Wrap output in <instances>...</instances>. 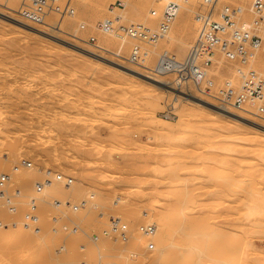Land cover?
<instances>
[{
  "label": "rangeland",
  "instance_id": "obj_1",
  "mask_svg": "<svg viewBox=\"0 0 264 264\" xmlns=\"http://www.w3.org/2000/svg\"><path fill=\"white\" fill-rule=\"evenodd\" d=\"M20 1L21 0H17V3L13 4L16 9L20 5ZM75 1L76 2H74V6H75V3L77 5V3L79 2L77 0ZM158 1L159 0H157V2L156 0L154 1L152 0H126V1L125 0H97L94 5H92L91 7L84 8V9L82 5L80 4L78 8H75L76 15L74 17L73 15L72 17L71 15L65 16L66 18L64 17V23L66 24L64 28L67 29L68 32H63L61 30L53 31V28L47 26V23L31 22L17 15L15 13L16 9L11 10V12L8 13L6 9L7 6L5 4H9L10 2L12 4L13 1L12 0H2L0 2V40H1L0 41V64L2 65V67L0 65V71H1L0 81L2 80L0 82V87H1L0 88V99H1L0 107H4L5 105L4 108H0V118H1L0 119L1 120L0 121V125H1L0 126V130H1L0 138H2L4 142L2 143V140L0 139V144H1L0 148L4 147L2 148L3 151L1 153L3 157L7 156V158H11L17 161V162L16 161L10 162L11 160L9 161L10 164L13 163L11 164L13 167L12 169L13 171H11V167L9 165L7 166V169L5 167L2 168L1 170L2 172H0V174L3 172L7 173L6 171H9V172L11 171V173H7L10 175V179H8V181L6 182L7 183L6 188H8V191L11 194H14V193L19 194L20 192L22 193L21 189H23V192L25 191V193L23 194H25L26 196L25 199L24 198L23 199L27 201H29L28 197L29 195L33 193V188L36 185V183L39 184L38 182H41L42 180H45V181L46 179L48 180L49 177L47 178V175L44 176L46 172L47 173L48 172L60 173L67 178L74 179L75 182L73 183H76V184H72L75 186L73 187L74 189H71L72 192L69 188L70 186L69 184H71V182L68 183V181H66L67 183L66 182L63 183V185L64 184L69 185L67 186L69 188V190L67 189V192L70 193V195L68 193L67 194L65 193L66 196L65 195L61 196L59 194L60 195L59 198L62 199L63 201L65 200H67L68 202L70 201L68 203L69 206L75 205V203L76 205H80L82 207V210L84 211L83 217L85 221L83 220V222L82 221L80 222L79 220H77L80 222L79 226H81L83 223H86L88 226L91 225V229L95 227L93 230L95 233L93 231L90 232L91 231L90 230L88 231L89 237H87L88 235L86 236L84 234L85 232H82L81 230H79L84 235L81 236V233H79L78 231H75L76 232V233L74 232L75 237L73 238L72 235H74V233L68 231L65 234V236L67 237V234H71L68 236L69 239L66 238L69 241L61 242L62 244L64 243L66 244L64 247L59 248L58 246L61 244L57 243L55 245V242L54 244L50 243L51 244L50 246H53V248L50 246L48 247L52 255H57V256L58 254L62 255L63 251H66V249H69V251L68 250L67 251L69 252V256H70L69 259L70 260L72 259L71 260L73 262V263L71 262L72 264H74L75 261H76L75 264H80V263L81 264L83 263L84 264L85 263L86 264H122L121 262H123V259L125 257L123 258L119 256L120 249L117 247L123 246V245L126 246V249H128V251L123 250V253L125 251H126L125 253H127V256L125 255L127 257L125 258V260L127 259V261L124 264H264V114L260 116V115H256L255 113L247 112L245 110H241V109H238L232 106H231L232 111H223L220 107L223 104H221L212 95H207L206 93L199 91L193 83H190L189 85L185 87L177 86L174 83H172V80L174 78L173 74H169L166 76L167 80H170L171 82L153 80L148 75L150 74L149 71L144 69V67H141L140 65H136L135 63L131 62L129 59L122 57L115 53L116 51H119L121 54L129 57L132 46L134 44H140L143 50H146L147 52L145 63L146 65H151V67L155 65L159 54L162 51H164V49L175 54L178 58H183L186 55L188 48L191 45L190 43L193 42L196 36V30H197L196 23L198 22L196 19V15L198 12L202 11L204 8L201 0H189L187 1V3H184V6H182L181 9L179 8L177 15L172 22V25L174 26V28L176 27L177 29L176 35H182V33L187 31L185 34V38L187 41H189V45H187V47H185L184 49L179 48V46H177L178 44H176L175 41H172L173 45L172 43L170 44V42L168 43V41L165 40L166 37H164L165 39L161 37L157 42H152L149 39H143V38L137 39V37L132 38L129 36V38H132L131 41L121 42V39L119 37L114 36L113 34L114 31H120L118 27L120 22L115 19V16L118 14L119 11L125 10V9L128 10V11L126 10L128 12L127 13L128 15L126 18H123V20L121 21V23L123 22L124 25L129 26L132 23H134L135 25L140 23L141 25H144L150 28L151 30L156 29L160 23L162 16L160 17L157 16V18H155L156 20L154 22H151L152 16H150L151 13L149 10H150V4L153 3L155 5H158ZM123 2H124V6H123ZM190 2H193V3L190 4ZM222 2L223 1H220L219 4L222 5ZM231 3L232 4L242 3V1L233 0L231 1ZM164 5L163 6L161 5L162 10H161L160 15L163 14ZM3 12L8 13L9 15H5ZM250 17H254V16L250 15ZM108 19H110V21L113 20L114 29L112 30H107L100 24V21L107 22L109 21ZM58 20H60L58 14H51L46 19V21L49 23H53V22L56 23L58 22ZM72 33L78 34L79 36L85 38L87 41L74 36ZM91 37H94L95 40L93 41ZM97 42L103 44V46H107L110 50H106L102 47L94 45V43H97ZM6 43L8 44V47H5V45H7ZM9 46L11 47V49L9 48ZM7 55L9 56L8 58L6 57ZM263 55H264V44L256 52L252 54L248 63L244 65H241L238 62L232 63L229 60H227L223 54L217 53L216 56L214 57V59L216 60L215 63L217 62V64H215V66L211 69V71L208 70L209 76L214 81V86L212 87V91L217 92L219 87H222L225 84H229V83H232V85L234 86H239L241 83V76L243 75L244 70L250 71V69H253L254 71H257L259 75H262L264 77V67H261L259 65L260 58ZM27 63H28V67H27ZM38 64L39 66H37ZM23 65L24 66L26 65V67H23ZM4 67L5 68L7 67V68L5 69ZM35 68L37 69L35 70ZM7 69L11 71L15 70L16 72L18 69V71L22 72L23 76L25 75L24 78L19 80L18 86L15 83V82L18 83V81H15V82L13 81L14 82L13 83L12 79H10L9 76H6V77L3 76L5 71H7ZM48 72L50 73V75H48L49 74ZM41 74L44 76V78L46 77L44 81L42 80L44 78L40 76ZM69 74L71 77L69 76ZM29 75H31V77ZM33 75L34 76L36 75V76L33 77ZM47 75H48V78H47ZM37 76L42 79L38 78V80H36ZM31 78L34 79V82H33V79ZM64 79L66 81L65 85H63ZM68 79L69 81L71 79V82H69ZM72 79L73 80L75 79V82ZM229 79H233L235 81L239 79V82L238 83L228 82ZM55 80H57L56 81L57 83L55 82ZM3 81L6 84V86L4 85L5 88H2ZM25 81H26V85H24ZM151 82H153L157 86L155 88V91L158 89L159 91L158 90L157 91L161 92V93H158L156 91L159 95H157V93L155 92L150 93L147 90V85L150 84ZM77 83H79V85ZM8 84L9 86H12V85L13 86L9 87ZM56 84H57V87H56ZM134 85H136L135 86L136 88L133 87ZM75 86L76 88L74 89ZM84 86H85V89H87V86H89L90 90L91 91L93 90V91L91 92L89 89H87L86 91L84 89ZM27 87L29 90H27ZM95 87L96 89L94 90ZM110 88L112 91H113V88H115L113 93L115 91L116 92L118 91L121 94L123 93L121 95L122 97L123 95L126 97V94L129 93L132 97L136 96L137 99L134 97L133 98L134 100L131 98L132 100L130 99L129 101L128 97H131V96L127 94L128 95L126 97L127 100L126 99L123 100L122 97H117L116 95V99H117L116 101L118 102H115L114 101L115 96H113L112 98L111 95H115L116 93L113 94ZM7 89H9V91ZM83 89L85 93H83ZM97 89L99 91L101 89V92L96 91ZM11 90H12V93L14 92V94L10 92ZM20 90H22V92ZM67 90H69L70 93ZM72 90H75V91H72ZM77 90H79L78 92L80 94L82 93V95L84 96H87V94L89 95V91L91 92V94L88 96V99L87 97H85L87 101L82 96V102L83 103L86 102L85 104L79 103L80 105L77 104L75 107H73L71 103L72 104L74 103V99L77 95L76 93H78ZM8 92L9 94H7ZM98 92L100 93V95ZM104 92L107 94V96L109 95L111 97L105 96ZM120 93H119V96H120ZM1 94L4 96H2ZM31 95L32 97L35 96V98H31ZM155 95L156 97L159 96L161 99L159 97L153 98L155 97ZM103 97L106 100H102L104 99ZM23 98H26V99H23ZM107 98H109V100ZM118 98L119 99L122 98L121 102H119L120 100ZM141 98L142 100L144 99L146 101L147 100L152 101L151 102L152 104L153 102L155 101L157 102V100H159L158 101L159 104L158 103L157 104L160 106H157L155 104L156 107L154 105H153V108L151 107V105L149 107V104L151 103L142 101ZM110 99L112 102L110 101ZM139 99L143 102V104L142 102H139L140 101ZM90 100L94 102V103H91L92 106L94 105V108L87 107L88 104L90 103ZM14 101H15L16 106L13 103ZM65 101H67L68 104ZM102 101H104L103 104H102ZM107 101L108 103L109 101L110 103H113V102H115V104L117 103V105L115 106L117 107V109L113 107L115 105L114 103L111 105L106 103L108 104V106H111L109 107V109L114 108L112 109V111L109 110L108 106L105 104V102ZM125 101L126 102L129 101V102L126 103ZM132 101L135 102V104H133ZM10 103H12L13 105ZM128 103L132 104L133 106L132 105L130 106V104ZM42 104L44 105L42 106ZM100 104H102L104 108L101 107ZM121 104L123 106L125 105L124 106L125 109L121 107ZM99 105L101 108L98 107ZM119 105L122 109L120 107L118 109ZM129 106L134 108V109L131 108L133 109L132 112H135V113H132L134 118H135V115H136V119H137V115L138 117L139 115L140 117L144 115L143 117H141L142 119H140L139 117L138 120L140 122H143L142 120H144L146 124H144V122L142 124H139L140 122L138 120L134 119L136 120L134 121L132 119L133 121H131V119H129V118H133L131 115V109ZM224 106L225 105H223L222 107L224 108ZM128 107L130 109V113L127 109ZM249 107H252V108L256 107V104L254 103L253 106L250 105ZM14 109L19 110V111L15 113L16 110L14 111ZM33 109H34V112H33ZM35 109H39V111ZM6 111H8L9 113ZM123 111L124 112L126 111L128 115L126 112L124 114ZM55 112L56 113L58 112V114H56ZM6 113H8L9 118L6 115ZM59 113H62V114H59ZM14 114L15 115L17 114L16 118ZM19 114H21V116L22 114H27L29 115V118L27 115H25L26 118L24 115L22 116L23 117L22 118ZM70 114L72 115L70 116ZM183 114L185 116L186 114L189 115L190 120H192V122L194 123L190 124L189 123L190 121H188L187 122L188 125L185 124L186 126L182 125V127H179V130L183 129V131L181 130L177 134L174 132L177 135V137L175 135H172L173 133L172 131L171 141L175 145L171 143V141H169V143L173 144L171 146H174L175 149L171 148L169 149L170 150L169 151L167 148L170 146L167 145L169 144L166 142L167 139L163 140L164 138L163 139L160 138L159 142L160 141L161 142L160 143L157 142L159 137L162 136L159 133L161 132L163 133L164 131V129L161 128L162 131L159 132L160 130L159 128L163 126H161V124H157L156 122L152 124L151 123L152 121L150 122L151 123V126H150L147 123V121H145V118L147 116L148 117L150 116L151 119L152 117L153 118L155 117L157 118V120L162 119L163 122L165 119V121L167 120L166 122H169V123L170 121L173 123L175 122L174 124L172 123L175 126L176 124H181L182 121H180V123L178 121H179L180 116ZM3 115L5 118L7 116V118L5 119ZM18 115L19 117H21L20 119ZM64 115H66L65 117L66 118L68 117V119H66L65 117H62ZM10 116L12 118H10ZM57 118H58V121H57ZM92 118L98 119V122L97 120H93ZM147 118L146 120L149 121V119ZM22 119H23V122H22ZM66 120H67V123H66ZM21 122L22 124H20ZM134 122H136L138 125H136V123ZM2 124H4L5 126L6 125L7 126L12 125V126L10 127L8 126L9 127L8 128ZM19 124L20 126L22 125V127H19L18 126ZM90 124H91V127H90ZM118 124H120L121 127H126V129L124 128V130L126 131L128 130V132L126 133L125 131V134L126 135L129 134V137L131 136L130 138L124 135V132H123L124 130L122 131L123 134L120 132L121 131L120 129L122 128ZM193 124H195L193 126L194 128L192 127ZM115 125L119 126L118 128L120 129H118ZM156 125H159V126H156ZM189 125H191L192 129L189 128ZM196 125H198V129L200 128L201 130L200 129L198 130L197 127L195 129ZM201 125L203 129L201 128ZM14 126L15 127L17 126V129L14 128ZM113 126H115L116 128ZM149 126L150 127L156 126V127L155 128L153 127L152 129ZM183 126H185V128ZM88 127H90V129L93 127L94 128L90 130ZM18 128L21 129L20 131L22 133L18 130ZM44 128H47V129H44ZM86 128L87 130L89 129V131L93 132L95 130L96 132L95 131H94L95 133L90 132L88 136L87 133L89 131H85ZM114 128L116 130L118 129V131L113 130L114 132L121 133V134L118 133L120 135V137L118 136V138H121L124 135V139L125 137H126V140L127 138H129L127 141L128 142L130 141L131 143L133 141L132 143L133 145L127 144V141H123V140L120 141V139H118L117 137L116 139L114 136L112 140L108 139L109 135L112 134L111 133L112 129ZM186 128L189 130L191 129V131L194 129L193 133L195 132V130H198V131L206 130L205 132L207 133V136H209L208 137L209 139H210V136H212L211 138H214L213 136H215V140L213 139L215 142H212L211 145L214 146L217 143L218 146L216 147L211 146L210 145L211 141L208 140L209 141L208 142L206 140L207 139L206 135H205L206 137L203 136L204 138H206L205 140H203L204 138L200 139L202 138V132L200 134L198 131H196L199 133L201 137L197 135L198 133L195 132L194 135H197L199 138L198 137L192 138L191 136L193 135V133L191 134L190 133L191 131H187ZM48 129L49 131L46 132V130ZM96 129H99V131ZM155 129H157L158 131ZM25 131H28V133H25ZM29 131L33 134L31 135ZM49 132H51L50 135H49ZM154 132H157V134H155ZM205 132H203V134H205ZM61 133L63 135L67 134L66 137L65 136L63 137ZM77 133L78 135H76ZM218 133L220 134V136H218ZM92 134L93 135L95 134L94 136L96 137H94ZM222 134H225V135H222ZM29 135L31 136L29 137ZM41 135L42 137L45 136L44 139L41 138ZM112 135H115V133ZM155 135H158L157 136L158 138ZM51 137H52L51 139L52 141L50 140ZM71 137H74V138L72 139ZM155 137L157 138V140L156 139L154 140ZM88 138H90V141L88 140ZM104 138L106 141H104ZM131 138L132 140H130ZM100 139H103V140H100ZM115 139L119 140L121 143L119 141L117 142ZM6 140H7V144H6ZM12 140L16 141L15 143H18L17 145L19 146H16L14 143H12L14 142ZM66 140L69 142H67ZM70 140H73L74 142L72 141L70 143ZM216 140H219V141L216 142ZM18 141L22 143L20 144ZM83 141H85V143ZM110 141L112 142L111 145H110L111 143ZM177 141L179 142V144ZM193 141H195V143H193ZM204 141L208 142L209 144L205 143ZM98 142L100 144H97ZM181 142L182 143L184 142V143L182 144ZM68 143L73 146L71 147L70 145H67ZM190 143H191V146L189 147L186 146V148L184 147L185 145H190ZM192 143L195 145L192 146ZM2 144H6L7 146L6 145L2 146ZM11 144H13L12 146H14L13 154H9L8 152L9 151L8 148L12 149L11 147H9V145L11 146ZM137 144L139 145L141 144L140 146L138 145L137 147V148L141 147L140 148L141 150L135 148ZM157 144L163 148L159 149L161 147H159ZM219 144H221V146L224 145L225 147H227L228 145V148H231V146H233V148H231V151H230V153L232 154L229 155L228 154L229 152L226 151V149L228 148L226 149L220 148ZM35 145L39 146V147L36 146L38 149L36 148L34 149ZM100 145H102L103 147ZM106 145L109 146V148ZM97 146L100 151L98 150ZM165 146L167 148L163 150ZM181 146L185 149L182 150L183 148ZM241 146L244 148L243 150L241 149ZM195 148H197L198 150L197 149L195 150ZM18 149H19V153L17 152ZM86 149L88 152L86 151L85 153L84 150ZM89 149H91L90 152L91 153L93 152V154L90 155ZM128 149L130 152L128 151ZM176 149L180 150L181 152L177 151ZM222 149H224L227 153L221 154V152L224 153V151H221ZM24 150L26 151L24 152ZM45 150L47 153L45 152ZM54 150L56 154L54 153ZM147 150H149V152ZM171 150L173 151L175 150V151L173 152ZM191 150H192V153H191ZM229 150L230 149H228V151ZM159 151H161L163 154ZM186 151L190 153H186ZM96 152H97V156L96 154H94ZM157 153L159 154L157 155ZM33 154L36 156L35 158L37 160L36 159L34 160ZM46 154L48 155V157L45 156ZM160 154H162V156H159ZM129 155L131 157H129ZM148 155H150L151 157ZM19 156L21 158H19ZM95 156L97 158H95ZM163 156H165V158ZM110 157L112 158L113 161L110 159ZM137 157H140V158L142 157L139 162H136ZM152 157H154L155 159H153ZM53 158L55 159L53 160ZM103 158L104 159L106 158V161ZM160 158H162L163 160ZM61 159L63 160V162H61ZM107 159H109V161H107ZM132 159L134 162L132 161ZM149 159L150 160L152 159V160L150 161ZM156 159H158L159 161H156ZM58 160L61 162L60 164ZM78 160H80L79 163H78ZM100 160H101V163L104 162L102 163L103 165L100 163ZM145 160L147 164H145L146 163ZM55 161L58 162L59 165L57 166L59 168L56 165H54L56 163ZM75 161H77V163ZM81 161H82V164L80 163ZM95 161L96 162L99 161L98 162L99 165ZM110 161L113 163V166L110 163ZM129 161L130 162L132 161V162L130 163ZM30 162L33 167L29 165ZM52 162H55V163H52ZM106 162H109L110 165L106 166ZM126 162H128L127 165H126ZM157 162H158L159 167L161 164V169L158 168L159 171L158 169H156V167L158 166V165L156 166ZM75 163L77 165H75ZM47 164L49 165V167ZM79 164H81L82 166L80 165L79 167ZM122 164L125 165V168H123ZM14 165L18 167L17 172L14 169L15 168ZM71 165L72 166L75 165L73 166L75 169ZM119 165H121L122 167L121 166L119 167ZM143 165L145 166V168L142 167L143 169H141L140 167ZM152 165L156 167L154 168L152 167ZM36 166H38V168ZM40 166L41 168H39ZM127 166H130V167L128 168ZM109 167H110V170H109ZM150 167L153 170H151ZM68 168L70 169L69 171H67ZM79 168H80V171H79ZM86 168L87 170H83ZM76 169H78V171ZM144 169H146L147 171H145ZM44 170H48V171H44ZM130 170L133 172H131ZM42 171H43L42 175L38 174V176L34 177L33 180L32 178H30L32 174L34 176L35 174L42 172ZM12 172L14 175L12 174ZM29 172L31 173V175ZM17 173L18 175H16ZM21 173L24 176V178L22 175H19ZM28 174L30 175L29 177H28ZM72 175L74 176L72 177ZM19 176H22L23 178L21 179L23 180L22 181L23 185L21 183L14 181L16 180L15 177L18 179ZM41 177H45V178L41 179L40 181ZM102 177L104 181H102L103 179L101 180ZM123 179H124V182H123ZM57 180L58 181L63 180V177L58 176V178L55 179V181ZM19 184H21V186ZM50 184H51L50 186H54L53 182ZM128 184H130V186ZM65 189L66 188L64 187V189H62L61 191H64ZM236 194L237 195L239 194L238 195L239 197H236L235 196ZM232 195H234L235 197H233ZM63 196H65L64 198L66 197L67 198L64 199L62 198ZM18 198H20V196L19 197L15 196L14 199H18ZM75 198L77 199L76 201H75ZM50 199L53 201L55 200L54 198L53 199L50 198ZM60 203H58V205ZM0 205L3 208V209L0 208L1 209L0 210L1 211L0 212V220H1L0 230H1V227H3L4 229L5 226L6 227L10 225L13 226V224H10L11 222L9 221H11V218L14 215H12L11 217V212H9L4 198H0ZM28 206L30 207L29 203L24 204V202L22 201L21 203H19V209H18L19 212L18 211L17 212L20 213L21 208L22 209L24 207L27 208ZM60 206L62 207V204ZM67 209H70V208H67ZM54 210H56L54 209V207L50 209V211L53 214L55 212ZM39 211H40V207L38 204L37 213ZM17 212L12 213V214H17ZM134 212L136 213L134 214ZM52 213H51L52 226H54L55 224L54 220H56L54 218L56 217H53ZM7 215L9 216L7 217ZM73 215L74 214H70L67 219L66 218L64 219L65 225L68 224L70 219L75 217ZM4 218H9L8 223H6L7 219L5 220ZM13 218H16V215ZM112 218H117V219L114 220ZM17 219H18V215H17ZM118 220H119V224H120V221L121 223L125 221L126 222L129 221L131 223H134L135 226L134 228L130 229L127 233L125 234L123 233L122 236L119 235L118 232H114V229H112V235L109 236L106 234L108 236L106 237L105 229L107 230L109 224L114 223ZM14 221H12L14 225L19 226L18 223ZM150 221L154 222L155 224L154 228L163 232L164 235L163 236L159 235V237L157 236L156 238H152V239L151 238L143 239V245L141 246V248L133 252L134 249L132 248L131 245H132L133 240L139 234V229L137 228L141 229L142 227L145 226V224H148ZM87 225L86 227H88ZM66 226H69V225H66ZM98 231H100V233ZM8 232L9 231H7V233H4L6 237L3 236V234H1L3 237L2 238L0 235V237L2 238L0 239V242L3 241L2 248L0 245V250L2 251L0 252V257L2 255V257H4L3 258L4 262H9L8 264H11L13 262L14 264H17V262H19L18 264H28L29 261L28 262L26 261L31 259L32 255L34 254L36 255V253H34V251L30 252V249H28L29 252L24 250L25 252L23 255L24 257H23L21 253H18V251H21L22 249H25V248L22 246L21 248L20 247L18 248V246L20 245H16L17 247L16 246L11 247V249L7 248V246L5 245L6 247L4 248L3 244L5 242V238H7L10 235L9 233L11 231L9 233ZM101 232L103 234H101ZM97 233H99L100 235ZM94 234H96V236H94ZM85 236H86V239H85ZM76 237L78 241H76L75 239ZM92 237L93 239L89 240ZM78 238H81V239L83 238L84 240L80 241ZM120 238H123L126 241ZM73 239L76 241L75 243L79 245L81 242L83 243L81 244V248L79 247L75 251L72 249V247L73 248L76 247L74 246L76 244L73 242ZM85 241H86L85 243L86 246L84 244ZM20 244H23V243H20ZM188 244H189V248L186 247L185 249V246H188ZM88 245H90L91 249H94L91 246L95 247V249L90 250L88 248L89 247ZM182 245H185V246H182ZM96 246L97 247L99 246V248H96ZM3 249L7 251H4ZM48 249H45L44 252H46ZM8 250H10V252L12 251L13 255L12 253L9 254ZM49 250L47 252H49ZM57 250L59 251L57 252ZM117 250H119V252ZM173 250H178V252L176 251L178 254H176V252H174ZM53 251L55 252L53 253ZM72 251L74 252L70 254V252ZM14 253L15 254L18 253L16 255L17 257L14 255ZM22 253H23V250H22ZM26 253H29V254H26ZM35 255L33 256L32 259L39 257L41 255V252H40V255L38 254L39 256L37 255L35 257ZM12 256L16 257L15 258L16 261L13 260L14 257L12 258ZM187 256H189L190 258ZM83 257L85 258V260ZM3 259L1 260L0 258V261H3ZM21 259L24 260V262L20 261ZM60 259L62 260V258ZM46 260L45 261L47 264H52V263L54 264V262L51 261L50 258ZM56 262L57 261L55 260V264ZM62 263L63 262H61V264ZM38 264H41V263H38Z\"/></svg>",
  "mask_w": 264,
  "mask_h": 264
},
{
  "label": "bare ground",
  "instance_id": "obj_2",
  "mask_svg": "<svg viewBox=\"0 0 264 264\" xmlns=\"http://www.w3.org/2000/svg\"><path fill=\"white\" fill-rule=\"evenodd\" d=\"M2 0H0V2H1ZM13 1V3L11 4V2L9 3V4H5L7 7H6V9H7V11H8V13L9 12H11V10H15L16 8L14 7V5L13 4H15V3H17V0H12ZM77 1H79L78 3H77V5H76V3H75V8H78V6H80V4L82 5V7H83V9L84 8H87V7H91L92 5H94L95 3H96V1L97 0H77ZM126 1V0H125ZM152 1H154V0H152ZM171 0H159L158 1V5H155V4H150V16H152L151 18V22H154L156 19L155 18H157V16L158 17H160V16H162V15H160L161 14V5L163 6L164 4H166V3H168V2H170ZM178 2H179V4H180V9L182 8V6H184V3H187V1H189V0H177ZM220 1H223L222 2V4H226V3H231V1H233V0H219V2ZM242 1V6L245 8V9H247L248 7H249V5H250V3H251V0H241ZM76 2V1H75ZM156 2H157V0H156ZM126 3H128V2H126ZM191 3H193V2H190V4ZM123 6H124V2H123ZM127 9H125V10H121V11H119L118 12V14L115 16V19L117 20V21H119L120 22V24H119V29H120V31H114L113 32V34H114V36H116V37H119L120 39H121V42H123V41H131V39L134 37V36H131V35H128L127 34V32H126V25H124L123 24V22L121 23V21L123 20V18H126L127 17V11H126ZM5 15H9L8 13H6V12H3ZM76 15V13H74L73 14V17ZM71 17H72V15H71ZM66 18V17H65ZM109 21H110V19H108ZM158 20V19H157ZM112 22H113V20H111ZM46 23H47V26H49V22H47L46 21ZM54 23V22H53ZM57 24H56V27L57 28H54L53 29V31H63V32H68L67 31V29H65L64 27L66 26V24L64 23V18H61L60 20H58V22H56ZM103 23H105L104 21H100V24L102 25ZM132 24H134V23H132ZM131 24V25H132ZM197 24L198 23H196V26H197ZM135 25V24H134ZM137 25H141L140 23H138ZM52 28V27H51ZM176 27L174 28V26L171 24V26H170V28L168 29V31H166V33H165V35L163 36V38L164 37H166V39L165 40H167L168 41V43L170 42V44L172 43V41H175V43L176 44H178L177 46H179V48H181V49H184L185 47H187V45H189V41H187L186 40V38H185V34H186V32H184V33H182V35H176ZM71 33V32H70ZM74 36H76V37H78V38H81L82 40H85V41H87L85 38H83V37H81V36H79L78 34H76V33H72ZM195 35V34H194ZM129 36L130 37H132V38H129ZM138 39V38H137ZM4 40V39H3ZM8 40V39H7ZM1 41V40H0ZM11 41H12V39H11ZM177 41V42H176ZM3 42V41H2ZM9 42V41H8ZM174 43V44H175ZM7 44V43H6ZM11 44V43H10ZM190 44H192V43H190ZM264 44V43H263ZM13 45V44H12ZM15 45V44H14ZM94 45H96V46H99V47H102V48H104V49H106V50H110L107 46H103V44H101V43H99V42H97V43H94ZM172 45H173V43H172ZM5 47H8V44L7 45H5ZM9 48L11 49V47L9 46ZM15 48V47H14ZM168 48V47H167ZM164 50H166V49H164ZM7 52V51H6ZM34 53V52H33ZM116 54H118V55H120V56H122V57H125V58H129V57H127L126 55H123V54H121L119 51H116L115 52ZM8 54V53H7ZM28 55V54H27ZM29 56H31V55H29ZM215 56V55H214ZM7 58L9 57L8 55L6 56ZM5 57V58H6ZM26 58V57H25ZM16 59V58H15ZM27 60V59H26ZM2 61V60H1ZM9 61V60H8ZM38 61V60H37ZM215 59H214V62L210 65V67H209V71H211V69L215 66V64H217V62L215 63ZM254 61H255V59H254ZM19 62H20V60H19ZM24 62V61H23ZM253 63V62H252ZM37 64V63H36ZM1 65V64H0ZM144 65H146V63L144 64ZM259 65L261 66V67H264V55L260 58V62H259ZM12 66V65H11ZM37 66H39V64L37 65ZM40 66H41V64H40ZM146 66H148V67H151V65H146ZM1 67H2V65H1ZM10 67V66H9ZM23 67H26V65L24 66L23 65ZM27 67H28V63H27ZM35 67H36V65H35ZM43 67V66H42ZM41 67V68H42ZM5 68V67H4ZM7 68V67H6ZM5 68V69H6ZM4 69V70H5ZM9 69V68H8ZM7 69V71H5V73L3 74V76H9L10 77V79H12V82L14 81H18V83L17 82H15L16 84H17V86H18V84H19V80H21L22 78H24V76H23V74H22V72H20V71H18V69H17V72L15 71V70H13V71H11V70H8ZM37 68H35V70H36ZM3 70V71H4ZM31 71H33V70H31ZM47 71V70H46ZM144 71H146V70H144ZM250 71H254L253 69H250ZM1 72V71H0ZM35 72V71H34ZM39 72V71H38ZM36 73H37V71H36ZM47 73V72H46ZM49 73V72H48ZM61 74V73H60ZM71 74V73H70ZM70 74H69V76H70ZM39 75V74H38ZM48 75H50V73L48 74ZM48 75H47V78H48ZM153 80H159V81H170V80H167V78H166V76L167 75H169V74H164V75H151V74H148ZM30 77H31V75H29ZM36 76V75H35ZM34 75H33V77H35ZM42 78H44V76L41 74L40 75ZM60 76V75H59ZM62 77V76H61ZM71 77V76H70ZM4 78V77H3ZM2 78V79H3ZM38 78L39 79H42V78H40V77H38L37 76V78H36V80H38ZM49 78H50V76H49ZM64 78H65V76H64ZM9 79V78H8ZM31 79H33V78H31ZM46 79V77L44 78V79H42L43 81ZM29 80V79H28ZM27 80V81H28ZM41 80V81H42ZM58 80H60V79H58ZM63 80V79H62ZM73 80V79H72ZM2 81V80H1ZM0 81V82H1ZM5 81H6V79H5ZM23 81H24V79H23ZM50 81V80H49ZM54 81V80H53ZM57 80H55V82H56ZM68 81H69V79H68ZM74 82H75V79L73 80ZM77 81V80H76ZM4 82V81H3ZM2 82V85H3V87L2 88H5L4 87V85L6 86V84H5V82L3 83ZM9 82H11V81H9ZM13 82V83H14ZM33 82H34V79H33ZM65 79H64V83H63V85H65ZM69 82H71V79H70V81ZM171 82V81H170ZM228 82H239V79L237 80V81H235V80H233V79H229L228 80ZM29 83H31V82H29ZM47 83V82H46ZM53 83V82H52ZM57 83V82H56ZM9 84H11V83H9ZM9 84H8V86H9ZM15 84V85H16ZM21 84V83H20ZM38 84V83H37ZM43 84V83H42ZM41 84V85H42ZM49 84V83H48ZM47 84V85H48ZM55 84V83H54ZM74 84H76V83H74ZM78 85H79V83H77ZM24 85H26V81H25V84ZM29 85V84H28ZM35 85V84H34ZM62 85V86H63ZM81 85V84H80ZM86 85V84H85ZM13 86V85H12ZM12 86H9V87H12ZM32 86V85H31ZM43 86V85H42ZM67 86H68V84H67ZM95 86V85H94ZM93 86V87H94ZM136 85H134L133 87L134 88H136L135 87ZM22 87H24V86H22ZM50 87V86H49ZM55 87V86H54ZM56 87H57V84H56ZM55 87V88H56ZM60 87V86H59ZM100 87V86H99ZM99 87H97V88H99ZM157 86L153 83V82H151L150 84H148L147 85V90L150 92V93H157L156 91H155V88H156ZM175 87V86H174ZM1 88V87H0ZM14 88V87H13ZM18 88V87H17ZM44 88V87H43ZM48 88V87H47ZM54 88V89H55ZM65 88V87H64ZM76 88V86L74 87V89ZM83 88V87H82ZM116 88V87H115ZM115 88H113V91H114V89ZM34 89V88H33ZM42 89V88H41ZM61 89V88H60ZM67 89V88H66ZM84 89H85V86H84ZM84 89H83V93H85L84 92ZM87 89H89L90 90V87L89 86H87ZM87 89H85L86 91H87ZM91 89H93V88H91ZM96 89V87L94 88V90ZM117 89V88H116ZM132 89V88H131ZM8 91H9V89H7ZM13 90V89H12ZM12 90L10 91L11 93H12ZM27 90H29L28 89V87H27ZM27 90H26V92H27ZM31 90V89H30ZM45 90V89H44ZM69 90H70V88H69ZM69 90H67V91H69ZM110 90H111V88H110ZM118 90V89H117ZM120 90V89H119ZM133 90V89H132ZM5 91V90H4ZM15 91V90H14ZM19 91V90H18ZM21 92H22V90H20ZM66 91V92H67ZM72 91H75V90H72ZM71 91V92H72ZM79 90H77V92H78ZM91 91V90H90ZM89 91V95L91 94V92L93 91H91L90 92ZM96 91H99L98 89L96 90ZM95 91V92H96ZM102 91H103V89H102ZM106 91V90H105ZM112 91V90H111ZM113 91H112V93H113ZM161 91V90H160ZM2 92V91H1ZM36 92V91H35ZM38 92H39V90H38ZM45 92V91H44ZM43 92V93H44ZM99 92H101V89H100V91ZM98 92V93H99ZM107 92V91H106ZM118 92V91H117ZM117 92L115 91L113 94H115V95H111L112 96V98H113V96H115L114 98H115V102H118V101H116L117 99H116V95H117V97H122L121 95L123 94H121L120 92H118V94H117ZM124 92H125V90H124ZM3 93H5V92H3ZM18 93V92H17ZM50 93V92H49ZM48 93V94H49ZM69 93H70V91H69ZM88 93V92H87ZM97 93V92H96ZM119 93H120V96H119ZM158 93H161V92H158ZM157 93V95H159ZM206 93H211V95L212 96H214L215 95V93H213V92H206ZM7 94H9V92L7 93ZM12 94H14V92L12 93ZM11 94V95H12ZM36 94V93H35ZM77 95H76V97H75V99H74V103L72 104L71 103V105L73 106V107H75L77 104H79V103H83L82 102V96L85 98V97H87V99H88V94H87V96H84V95H82V93L80 94L79 92L78 93H76ZM101 94H103V93H101ZM124 94H126V93H124ZM128 95H130L129 93H127ZM126 94V97L128 96ZM2 95V94H1ZM27 95V94H26ZM33 95V94H32ZM32 95H31V98H35V96L34 97H32ZM39 95V94H38ZM67 95V94H66ZM69 95V94H68ZM72 95V94H71ZM99 95H100V93H99ZM104 95L105 96H107V94L104 92ZM163 95V94H162ZM2 96H4V95H2ZM10 96V95H9ZM18 96V95H17ZM28 96V95H27ZM46 96V95H45ZM93 96V95H92ZM104 96V97H105ZM109 96V95H108ZM107 96V97H108ZM111 96H109V97H111ZM131 96V95H130ZM134 96V95H133ZM7 97H8V95H7ZM19 97V96H18ZM37 97V96H36ZM70 97V96H69ZM73 97V96H72ZM103 97V98H104ZM125 96L123 95V100H127V98L125 97ZM136 99H137V97L136 96H134ZM134 97H128V99H129V101H130V99L132 98H134ZM159 97V96H158ZM158 97H156V95H155V97H153V98H158ZM3 98V97H2ZM4 98H6V97H4ZM83 98V99H84ZM122 98L121 99H119L120 101L119 102H121V100H122ZM151 98V97H150ZM160 98V97H159ZM17 99V98H16ZM20 99V98H19ZM23 99H26V98H23ZM29 99V98H28ZM39 99V98H38ZM87 99L85 98V100L87 101ZM108 100H109V98H107ZM131 99V100H132ZM135 99V100H136ZM161 99V98H160ZM1 100V99H0ZM8 100V99H7ZM13 100V99H12ZM18 100V99H17ZM17 100H16V102H17ZM58 100V99H57ZM68 100V99H67ZM85 100H83V101H85ZM102 100H106L105 98L104 99H102ZM134 100V99H133ZM140 100V99H139ZM141 100H142V98H141ZM139 101V102H142V101H145V102H152V101H146V100H142V101ZM151 100V99H150ZM10 101V100H9ZM19 101H21V100H19ZM31 101V100H30ZM69 101V100H68ZM110 101H111V99H110ZM110 101H109V103H108V101L107 102H105V104L106 103H108V104H115V102H113V103H110ZM129 101H127V102H129ZM158 101L159 100H157V102L155 101V102H153V104L151 103V104H149V107H150V105H151V107L153 108V105L156 107V105L157 106H160V105H158L159 103H158ZM8 102V101H7ZM6 102V103H7ZM48 102V101H47ZM65 102H67V101H65ZM112 102V101H111ZM123 102V101H122ZM126 102V101H125ZM125 102H124V104H125ZM126 102V103H127ZM133 102V101H132ZM136 102H138V101H136ZM5 103V102H4ZM3 103V104H4ZM14 104H15V101L13 102ZM35 103V102H34ZM43 103V102H42ZM58 103V102H57ZM56 103V104H57ZM86 102H84L83 104H85ZM91 103H94V102H92L91 100H90V103L88 104V106L87 107H90V108H94V105L92 106V104ZM104 103V101H102V104ZM158 103V104H157ZM255 103V102H254ZM254 103H253V105H254ZM10 104H12V103H10ZM45 104V103H44ZM44 104H42V106L44 105ZM67 104H68V102H67ZM102 104H100L101 105V107H103L102 106ZM108 104H106L107 106H108ZM119 104V103H118ZM123 104V103H122ZM121 104V107L123 108V109H125V105L123 106ZM128 104H130V103H128ZM133 104H135V102H133ZM142 104H143V102H142ZM141 104V105H142ZM156 104V105H155ZM256 104V103H255ZM13 105V104H12ZM37 105H39V104H37ZM37 105H35V106H37ZM58 105V104H57ZM80 105V104H79ZM100 105L98 106V107H100ZM106 105H104V106H106ZM117 105V103L113 106V107H115ZM132 104H130V106H131ZM138 105V104H137ZM144 105H145V103H144ZM252 105V106H253ZM7 106H8V104H7ZM15 106H16V104H15ZM19 106V105H18ZM24 106V105H23ZM28 106V105H27ZM56 106V105H55ZM129 106V107H130ZM133 106V105H132ZM223 105H221L220 107H221V109L223 110V111H232L231 110V106L230 105H228V106H224V108L222 107ZM4 107H5V105H4ZM4 107H0V108H4ZM49 107V106H48ZM72 107V108H73ZM81 107V106H80ZM86 107V108H87ZM100 107V108H101ZM109 107H111V106H108V109H109ZM119 107H120V105L118 106V109H119ZM120 107V108H121ZM126 107H127V105H126ZM129 107L127 108L128 109V111H129V113H130V109L131 108H133V107H130V109H129ZM137 107V106H136ZM140 107V106H139ZM147 107V106H146ZM7 108V107H6ZM20 108V107H19ZM31 108V107H30ZM37 108V107H36ZM60 108H61V106H60ZM69 108V107H68ZM71 108V109H72ZM104 108V107H103ZM116 109H117V107H115ZM121 108V109H122ZM143 108V107H142ZM161 108H162V106H161ZM160 108V109H161ZM18 109V108H17ZM24 109V108H23ZM25 109H26V107H25ZM29 109V108H28ZM75 109V108H74ZM80 109V108H79ZM78 109V110H79ZM96 109V108H95ZM106 109H107V107H106ZM112 109H114V108H112ZM112 109H109V110H111L112 111ZM115 109V110H116ZM134 109V108H133ZM133 109H131V115H132V113H135V112H132L133 111ZM137 109V108H136ZM145 109V108H144ZM256 109V107H248V108H246V110L245 111H247V112H253L254 113V110ZM16 109H14V111H15ZM35 110H38L39 111V109H35ZM60 110V109H59ZM88 110H90V109H88ZM93 110V109H92ZM99 110V109H98ZM105 110V109H104ZM139 110V109H138ZM5 111V110H4ZM17 111H19V110H16L15 111V113H17ZM56 111V110H55ZM67 111V110H66ZM69 111V110H68ZM72 111V110H71ZM101 111H102V109H101ZM110 111V112H111ZM117 111V110H116ZM136 111V110H135ZM140 111V110H139ZM6 112H8V111H6ZM21 112V111H20ZM19 112V113H20ZM33 112H34V109H33ZM47 112H49V111H47ZM46 112V113H47ZM52 112H53V110H52ZM63 112H65V111H63ZM70 112V111H69ZM124 112V111H123ZM126 112V111H125ZM125 112H124V114H125ZM3 113V112H2ZM9 113V112H8ZM8 113H6V115L8 116ZM13 113V112H12ZM11 113V114H12ZM36 113V112H35ZM45 113V112H44ZM56 113V112H55ZM67 113V112H66ZM72 113H74V112H72ZM103 113V112H102ZM114 113V112H113ZM127 113V112H126ZM139 113V112H138ZM144 113V112H143ZM10 114V115H11ZM37 114V113H36ZM35 114V115H36ZM56 114H58V112L56 113ZM59 114H62V113H59ZM117 114V113H116ZM123 114V115H124ZM145 114V113H144ZM15 115V114H14ZM20 116H21V114H19ZM19 115H18V117H19ZM25 116V115H27V114H22V116ZM38 115V114H37ZM45 115V114H44ZM72 114H70V116H71ZM78 115V114H77ZM77 115H75V116H77ZM97 115H99V114H97ZM105 115H107V114H105ZM112 115V114H111ZM120 115V114H119ZM127 115H128V113H127ZM135 115V114H134ZM7 116H6V118H7ZM21 116V117H22ZM28 116V118H29V115H27ZM56 116V115H55ZM61 116V115H60ZM66 115H64V116H62V117H65ZM69 116V117H70ZM113 116V115H112ZM115 116V115H114ZM125 116V115H124ZM124 116H123V118H124ZM144 116V115H143ZM143 116H141V117H143ZM180 116V115H179ZM182 116H184V117H182ZM2 117V116H1ZM3 117H4V115H3ZM17 117V114L15 115V118ZM21 117H19V119L21 118ZM38 117H40V116H38ZM44 117V116H43ZM57 117V116H56ZM98 117V116H97ZM117 117H119V116H117ZM117 117H116V119H117ZM131 117V116H130ZM132 117H133V115H132ZM139 117H140V115H139ZM138 115H137V119H136V115H135V118L133 117V118H129V119H131V121H133L134 119H136V120H138ZM140 117V119H142ZM148 117V116H147ZM146 117V118H147ZM5 118V117H4ZM5 118V119H6ZM8 118H9V116H8ZM10 118H12L11 116H10ZM23 118V117H22ZM25 118H26V116H25ZM61 118V117H60ZM66 118V117H65ZM64 118V119H65ZM94 118V117H93ZM92 118V119H93ZM126 118V117H125ZM145 118V117H144ZM143 118V119H144ZM146 118H145V121H147V123L151 126V123L153 124V123H157V124H161V126H163V127H165V128H163V127H157V128H159L160 130H159V132L160 131H162V129H164V131H163V133L161 132V133H159V134H161L162 136L161 137H159V139H158V141L157 142H159V140H160V138L161 139H163V140H165V139H167V143H169V141H171V139H172V136H171V133H172V131H173V133L175 132L176 134L178 133V132H180L181 130L183 131V129H181V130H179V127H182V125H185V124H187L188 125V121H190L189 123L190 124H192V123H194V122H192V120H190V116L189 115H187L186 114V116L183 114V115H181L180 116V118H179V123H180V121H182L181 122V124H176L175 126L173 125L174 123L173 122H171L170 121V123L169 122H166L165 121V119H164V122L162 121V119L159 121V120H157V118H153L152 117V119H151V117L149 116L147 119H149V121L148 120H146ZM1 119V118H0ZM18 119V118H17ZM54 119V118H53ZM53 119H51V120H53ZM66 119H68V117L66 118ZM70 119V118H69ZM74 119V118H73ZM91 119V120H92ZM103 119V118H102ZM129 119H128V121H129ZM133 119V120H132ZM9 120V119H8ZM13 120V119H12ZM46 120V119H45ZM50 120V119H49ZM60 120V119H59ZM93 120H97V122H98V119H93ZM124 120V119H123ZM136 120H134V121H136ZM178 120V119H177ZM1 121V120H0ZM4 121V120H3ZM21 121V120H20ZM19 121V122H20ZM41 121V120H40ZM57 121H58V118H57ZM90 121V120H89ZM99 121H101V120H99ZM125 121H127V120H125ZM139 121V120H138ZM137 121V122H138ZM143 122H144V120H142ZM152 121V122H151ZM22 122H23V119H22ZM22 122L20 123V124H22ZM46 122V121H45ZM44 122V123H45ZM48 122V121H47ZM93 122V121H92ZM91 122V123H92ZM96 122V121H95ZM140 122V121H139ZM143 122H140L139 124H142ZM151 122V123H150ZM177 122V121H176ZM1 123H3V122H1ZM11 123V122H10ZM13 123V122H12ZM33 123V122H32ZM31 123V124H32ZM41 123V122H40ZM43 123V122H42ZM66 123H67V120H66ZM76 123V122H75ZM90 123V122H89ZM131 123V122H130ZM134 123H136V122H134ZM173 123V124H172ZM183 123V124H182ZM4 124H5V122H4ZM4 124H2V125H4ZM9 124V123H8ZM20 124L18 125L19 127H22V125L20 126ZM25 124V123H24ZM28 124V123H27ZM48 124V123H47ZM52 124V123H51ZM54 124V123H53ZM123 124V123H122ZM128 124V123H127ZM132 124V123H131ZM144 124H146V122H144ZM148 124H147V126H148ZM50 125V124H49ZM86 125V124H85ZM96 125V124H95ZM99 125V124H98ZM111 125V124H110ZM114 125V124H113ZM120 127H121V125L120 124H118ZM126 125V124H125ZM130 125V124H129ZM136 125H138L137 123H136ZM195 124H193L192 125V127L194 126ZM1 126V125H0ZM5 126V125H4ZM9 127L10 126H12V125H8ZM7 125L5 126V127H8ZM47 126V125H46ZM52 126V125H51ZM80 126V125H79ZM92 126H93V124H92ZM117 128L119 127V126H117V125H115ZM115 126H113V127H115ZM123 126V125H122ZM127 126V125H126ZM142 126V125H141ZM145 126V125H144ZM149 126V127H150ZM156 126H159V125H156ZM155 126V127H156ZM174 126V127H173ZM178 126V127H177ZM186 126V125H185ZM185 126H183L184 128H185ZM4 127V128H5ZM8 127V128H9ZM26 127V126H25ZM41 127V126H40ZM55 127V126H54ZM65 127V126H64ZM90 127H91V124H90ZM90 127H88L89 129H90ZM97 127V126H96ZM115 127V128H116ZM153 127L154 126H152V127H150V128H152L153 129ZM154 127V128H155ZM196 127H197V129H198V125H196L195 126V129H196ZM8 128H7V130H8ZM14 128H16L17 129V126L15 127L14 126ZM33 128V127H32ZM39 128V127H38ZM57 128H58V126H57ZM94 128V127H93ZM93 128H91V129H93ZM112 129V131H111V133L112 134H114L115 133V135H117L119 132H114V131H118V129H120V128H118L117 130L116 129ZM122 129H120L121 131V133H122V131L124 130V128L126 129V127H121ZM162 128V129H161ZM174 128H175V130H174ZM176 128H178V129H176ZM188 128V127H187ZM186 128V130L187 131H191V125H189V128H191L190 130L189 129H187ZM194 128V127H193ZM201 128H202V125H201ZM35 129H36V127H35ZM40 129H42V128H40ZM44 129H47V128H44ZM50 129V128H49ZM49 129L48 130H46V132H48L49 131ZM52 129V128H51ZM85 129V128H84ZM89 129L87 130V128H86V130L85 131H89ZM90 129V130H91ZM200 129V128H199ZM198 129V130H199ZM203 129V128H202ZM18 130L20 131L21 129H19L18 128ZM23 130V129H22ZM96 130H98L99 131V129H96ZM114 130V131H113ZM155 130H157V129H155ZM198 130H195V132L196 131H198ZM201 130V129H200ZM205 130V129H204ZM1 131V130H0ZM10 131H11V129H10ZM32 131V130H31ZM35 131V130H34ZM52 131V130H51ZM58 131V130H57ZM95 131V130H94ZM92 132V131H89L88 133H87V135L89 136V134H90V132H92V133H95V132ZM125 131L126 130H124L123 132H124V135H126L125 134ZM158 131V130H157ZM184 131H185V129H184ZM193 131H194V129L190 132L191 134L193 133ZM206 131V130H205ZM205 131H198L200 134H201V132H202V138H200V139H203L204 137H206L207 136V133L205 132ZM13 132V131H12ZM21 132V131H20ZM36 132H38V131H36ZM128 132V130L126 131V133ZM194 132V133H195ZM198 132H196V133H198ZM203 132H205V134H203ZM209 132V131H208ZM10 133V132H9ZM15 133V132H14ZM14 133H13V135H14ZM18 133V132H17ZM22 133V132H21ZM25 133H28V131H25ZM29 133L32 135L33 133H31L30 131H29ZM45 133V132H44ZM43 133V134H44ZM50 133L51 132H49V135H50ZM97 133H99V132H97ZM110 133V132H109ZM108 133V134H109ZM121 133H119V134H121ZM155 134H157V132H154ZM172 133V135H175L176 137H177V135L174 133L173 134ZM194 133H193V135L191 136L192 138H196V137H198L197 135H199V133L197 134V135H194ZM210 133V132H209ZM208 133V134H209ZM2 134V133H1ZM47 134V133H46ZM54 134H55V132H54ZM57 134V133H56ZM59 134V133H58ZM62 134V133H61ZM66 134V133H65ZM109 135V137H108V139H111L112 140V138H118V136L120 137V135L118 134L117 136H115V135ZM123 134V133H122ZM7 135V134H6ZM10 135V134H9ZM12 135V136H13ZM16 135V134H15ZM21 135V134H20ZM31 135H29V137L31 136ZM48 135V136H49ZM63 135V134H62ZM67 135V134H66ZM66 135H63V137L65 136L66 137ZM75 135V134H74ZM74 135H72V136H74ZM76 135H78V133L76 134ZM86 135V134H85ZM93 135V134H92ZM95 135V134H94ZM93 135V136H94ZM97 135H99V134H97ZM124 135L121 137V138H118V139H120V141H127L130 137H129V134H127L126 136L127 137H129V138H127V140H126V137H125V139H124ZM206 135V136H205ZM210 135V134H209ZM213 135V134H212ZM222 135H225V134H222ZM23 136V135H22ZM28 136V135H27ZM40 136V135H39ZM58 136V135H57ZM56 136V137H57ZM68 136H69V134H68ZM110 136H111V138H110ZM114 136V137H113ZM156 137L158 136V135H155ZM200 136V135H199ZM204 136V137H203ZM218 136H220V134L218 133ZM10 137V136H9ZM14 137H16V136H14ZM26 137V136H25ZM36 137V136H35ZM45 137V136H44ZM44 137H42V135H41V138H43L44 139ZM54 137V136H53ZM55 137V138H56ZM59 137V136H58ZM84 137V136H83ZM94 137H96V136H94ZM154 138V140L156 139L157 140V138ZM175 137V138H176ZM201 137V136H200ZM209 136H207L206 138H204L203 140H209V141H211V143H210V145L212 144V142H215L214 140H215V136H213L214 138H211L212 136H210V139L208 138ZM216 137H217V135H216ZM17 138H18V136H17ZM48 138V137H47ZM69 138V137H68ZM72 139L74 138V137H71ZM80 138H82V137H80ZM85 138V137H84ZM116 138V139H117ZM199 138V137H198ZM1 140H2V138H0ZM20 139V138H19ZM24 139V138H23ZM22 139V140H23ZM27 139H29V138H27ZM40 139V138H39ZM42 139V140H43ZM46 139V138H45ZM52 139V137L50 138V140ZM57 139H59V138H57ZM67 139V138H66ZM70 139V138H69ZM79 139V138H78ZM115 139V140H116ZM214 139V140H213ZM21 140V141H22ZM32 140V139H31ZM59 140H61V139H59ZM58 140V141H59ZM84 140V139H83ZM88 140L90 141V138H88ZM100 140H103V139H100ZM130 140H132V138L130 139ZM134 140H135V138H134ZM162 140V141H163ZM195 140V139H194ZM256 140V139H255ZM11 141V140H10ZM12 141H14V140H12ZM16 141H17V139H16ZM16 141H14V142H12V143H14L16 146H19V145H17L18 143H15ZM29 141V140H28ZM27 141V142H28ZM52 141V140H51ZM55 141V140H54ZM64 141V140H63ZM67 141V140H66ZM73 140H70V143L72 142ZM82 141V140H81ZM89 141H87V142H89ZM96 141V140H95ZM97 141H99V140H97ZM104 141H106L105 140V138H104ZM114 141V140H113ZM117 142L119 141V140H116ZM119 141V142H120ZM137 141V140H136ZM136 141H134V142H136ZM174 141V140H173ZM185 141V140H184ZM208 141V142H209ZM219 140H216V142H218ZM8 142H9V140H8ZM19 142V141H18ZM24 142H25V140H24ZM26 142V143H27ZM36 142V141H35ZM47 142H48V140H47ZM57 142V141H56ZM67 142H69V141H67ZM74 142V141H73ZM84 143H85V141H83ZM92 142V141H91ZM94 142V141H93ZM101 142V141H100ZM109 142V141H108ZM111 142V141H110ZM130 142V141H129ZM128 141H127V144H131V145H133L132 143H133V141H132V143L130 142L129 143ZM161 142V141H160ZM159 142V143H160ZM178 142V141H177ZM205 143H208V142H206V141H204ZM2 143H4L3 142V140H2ZM20 143V142H19ZM22 143V142H21ZM20 143V144H21ZM25 143V144H26ZM39 143V142H38ZM64 143V142H63ZM66 143V142H65ZM121 143V142H120ZM119 143V144H120ZM123 143V142H122ZM171 143H173L172 141H171ZM171 143H169V144H167L168 146H170V147H166L165 146V148L163 149V150H165L166 148L169 150V149H173L174 148V146H171V145H173V144H171ZM182 143V142H181ZM184 143V142H183ZM182 143V144H183ZM193 143H195V141H193ZM192 143V146L193 145H195V144H193ZM6 144H7V140H6ZM6 144H2V146L3 145H6ZM9 144V143H8ZM28 144V143H27ZM43 144V143H42ZM49 144V143H48ZM80 144H82V143H80ZM87 144V143H86ZM96 144V143H95ZM97 144H100L99 142L97 143ZM112 144V142L110 143V145ZM114 144V143H113ZM118 144V143H117ZM126 144V145H127ZM135 144V143H134ZM178 144H179V142H178ZM181 144V145H182ZM209 144V143H208ZM221 144H223V143H221ZM221 144H219V147L220 148H224V149H226V148H228V145H227V147H225L224 145L223 146H221ZM240 144V143H239ZM238 144V145H239ZM243 144V143H242ZM1 145V144H0ZM13 144H11V146L9 145V147H11L12 149H10V148H8L9 149V154H13V152H14V146H12ZM23 145V144H22ZM34 145V144H33ZM47 145V144H46ZM67 145H70L69 143L67 144ZM88 145V144H87ZM87 145H85V146H87ZM91 145V144H90ZM94 145V144H93ZM124 145V144H123ZM122 145V146H123ZM138 145L139 144H137V146H135V148H137L138 147ZM141 145V144H140ZM139 145V146H140ZM158 145V144H157ZM175 145V144H174ZM185 145V144H184ZM7 146V145H6ZM36 146H38V145H35V147H34V149L36 148V149H38ZM66 146V145H65ZM71 147L73 146V145H70ZM95 146V145H94ZM100 146H102V145H100ZM107 146V145H106ZM105 146V147H106ZM159 147H161L160 145H158ZM180 146V145H179ZM178 146V147H179ZM186 146L187 147H189V146H191V143H190V145H185L184 147L186 148ZM211 146H213V145H211ZM216 146H218L217 145V143L213 146V147H216ZM229 146H231V145H229ZM21 147V146H20ZM30 147V146H29ZM33 147V146H32ZM39 147V146H38ZM69 147V146H68ZM89 147V146H88ZM103 147V146H102ZM108 148H109V146H107ZM106 147V148H107ZM115 147V146H114ZM113 147V148H114ZM119 147V146H118ZM134 147V146H133ZM154 147V146H153ZM178 147H176V148H178ZM182 147V146H181ZM180 147V148H181ZM256 147V146H255ZM2 148H4V147H2ZM2 148H0V172H2L1 170H2V168H6L7 169V166H9L10 165V167H11V171H13L12 169H13V167H12V165L11 164H13V163H11L10 164V162H14V161H16V160H14V159H11V158H7V156L6 157H3L2 156V151H3V149ZM7 148V147H6ZM54 148H55V146H54ZM53 148V149H54ZM74 148V147H73ZM86 148V147H85ZM97 148H98V146H97ZM112 148V147H111ZM122 148V147H121ZM141 147H139V148H137V149H140ZM143 148V147H142ZM151 148V147H150ZM163 147H161V148H159V149H162ZM179 148V149H180ZM183 148V147H182ZM185 148H183L182 150H184ZM198 148V147H197ZM197 148H195V150L197 149ZM201 148V147H200ZM231 148H233V146H231ZM231 148H228V149H230L229 151H228V149H226V151L227 152H229L228 154L229 155H231L232 153H230V151H231ZM239 148V147H238ZM2 149V150H1ZM17 149V148H16ZM15 149V150H16ZM23 149V148H22ZM43 149V148H42ZM69 149V148H68ZM88 149V148H87ZM87 149L86 150H84V152L86 153V151H87ZM102 149V148H101ZM116 149V148H115ZM115 149H114V151H115ZM127 149V148H126ZM144 149V148H143ZM149 149V148H148ZM158 149V148H157ZM158 149V150H159ZM175 149V148H174ZM192 149V148H191ZM224 149H222L221 151H224V153L223 152H221V154H225V153H227ZM241 149L243 150L244 148L241 146ZM33 150V149H32ZM75 150V149H74ZM90 150L91 149H89V153H90V155L91 154H93V152L91 153L90 152ZM96 150V149H95ZM98 150H99V148H98ZM120 150V149H119ZM141 150V149H140ZM155 150V149H154ZM177 150V149H176ZM198 150V149H197ZM233 150V149H232ZM236 150V149H235ZM254 150V149H253ZM23 151V150H22ZM26 150H24V152H25ZM39 151V150H38ZM49 151H51V150H49ZM62 151V150H61ZM63 151H64V149H63ZM93 151V150H92ZM100 151V150H99ZM110 151V150H109ZM128 151H129V149H128ZM148 152H149V150H147ZM151 151V150H150ZM156 151V150H155ZM170 151V150H169ZM171 151H173V150H171ZM175 151V150H174ZM173 151V152H174ZM177 151H180V150H177ZM240 151V150H239ZM18 153H19V149H18V151H17ZM42 152V151H41ZM40 152V153H41ZM44 152V151H43ZM45 152H46V150H45ZM59 152V151H58ZM66 152V151H65ZM75 152V151H74ZM88 152V151H87ZM105 152V151H104ZM118 152V151H117ZM130 152V151H129ZM131 152H132V150H131ZM152 152H153V150H152ZM152 152H150V153H152ZM157 152V151H156ZM159 152H161V151H159ZM165 152V151H164ZM181 152V151H180ZM199 152V151H198ZM197 152V153H198ZM243 152V151H242ZM47 153V152H46ZM54 153H55V150H54ZM78 153V152H77ZM82 153H83V151H82ZM101 153V152H100ZM99 153V154H100ZM162 153V152H161ZM166 153V152H165ZM164 153V154H165ZM183 153H184V151H183ZM186 153H190V152H188V151H186ZM191 153H192V150H191ZM56 154V153H55ZM54 154V155H55ZM59 154V153H58ZM60 154H61V152H60ZM79 154V153H78ZM94 154H96V156H97V152L96 153H94ZM102 154V153H101ZM130 154V153H129ZM134 154V153H133ZM149 154V153H148ZM159 153H157V155H158ZM163 154V153H162ZM162 154H160L159 156H162ZM182 154V153H181ZM227 154V155H228ZM19 155V154H18ZM26 155V154H25ZM24 155V156H25ZM48 155H49V153H48ZM48 155L46 154L45 156H47L48 157ZM51 155H53V154H51ZM87 155H89V154H87ZM109 155H110V153H109ZM117 155H119V154H117ZM10 156V155H9ZM14 156V155H13ZM16 156H17V154H16ZM23 156V157H24ZM33 156H34V160L36 159L35 157V155L33 154ZM39 156H40V154H39ZM58 156V155H57ZM77 156V155H76ZM75 156V157H76ZM86 156V155H85ZM94 156V155H93ZM95 156V158H97ZM100 156H102V155H100ZM104 156V155H103ZM148 156H150V155H148ZM147 156V157H148ZM153 156V155H152ZM223 156V155H222ZM32 157V156H31ZM61 157V156H60ZM65 157V156H64ZM79 157V156H78ZM89 157H91V156H89ZM129 157H131L130 155H129ZM151 157V156H150ZM156 157V156H155ZM164 158H165V156H163ZM226 157V156H225ZM19 158H21L20 156H19ZM39 158V157H38ZM85 158V157H84ZM106 158H108V157H106ZM106 158L104 159L105 161H106ZM138 158V159H137ZM136 158V162H139L140 161V159L142 158H140V157H137ZM144 158V157H143ZM153 159H155L154 157H152ZM157 158H158V156H157ZM55 158H53V160H54ZM87 159V158H86ZM85 159V160H86ZM99 159V158H98ZM101 159V158H100ZM102 159V160H103ZM110 159L112 160V158L110 157ZM160 159H162V158H160ZM11 160V161H10ZM33 160V161H34ZM37 160V159H36ZM57 160V159H56ZM90 160V159H89ZM92 160V159H91ZM150 160V159H149ZM148 160V161H149ZM152 160V159H151ZM150 160V161H151ZM163 160V159H162ZM7 161V162H6ZM10 161V162H9ZM31 161V160H30ZM59 161V160H58ZM66 161H68V160H66ZM70 161V160H69ZM79 161L80 160H78V163H79ZM107 161H109V159H107ZM113 161V160H112ZM115 161V160H114ZM132 161H133V159H132ZM131 161V162H132ZM156 161H159L158 159H156ZM164 161H165V159H164ZM17 162V161H16ZM22 162V161H21ZM35 162V161H34ZM57 164H56V163ZM55 162H52V163H55L54 165H59L61 162H63V160L61 159V162L59 161V164H58V162L57 161H55ZM74 162V161H73ZM76 163H77V161H75ZM87 162H88V160H87ZM94 162V161H93ZM96 162V161H95ZM99 161H97L96 163H98ZM117 162V161H116ZM130 162V161H129ZM130 162V163H131ZM134 162V161H133ZM145 162H146V160H145ZM24 163V162H23ZM51 163V164H52ZM75 163V165H77ZM81 164H82V161L80 162ZM100 163H101V160H100ZM102 163H104V162H102ZM101 163V164H102ZM107 163H109V162H106V166L107 165H110V163L112 164V166H113V163L110 161V163L109 164H107ZM127 163L128 162H126V165H127ZM143 163V162H142ZM150 163V162H149ZM152 163V162H151ZM156 163V162H155ZM161 163V162H160ZM67 164V163H66ZM81 164H79V167H80V165ZM120 164V163H119ZM134 164V163H133ZM138 164V163H137ZM145 164H147V162L145 163ZM31 166H32V164H30ZM37 165V164H36ZM42 165V164H41ZM48 165V164H47ZM75 165H73V166H75ZM86 165H87V163H86ZM90 165V164H89ZM98 165H99V163H98ZM103 165V164H102ZM123 165V164H122ZM151 165V164H150ZM158 165V162H157V164H156V166ZM15 166V165H14ZM46 166V165H45ZM63 166H65V165H63ZM67 166V165H66ZM72 166V165H71ZM72 166V167H73ZM82 166V165H81ZM94 166V165H93ZM116 166V165H115ZM121 165H119V167H120ZM137 166H139V165H137ZM155 166V167H156ZM33 167V166H32ZM37 168H38V166H36ZM48 167H49V165H48ZM53 167V166H52ZM58 167V166H57ZM56 167V168H57ZM87 167H89V166H87ZM97 167V166H96ZM117 167H118V165H117ZM122 167V166H121ZM128 168L130 167V166H127ZM142 167H144L145 168V166L143 165V166H141L140 168L141 169H143ZM152 167H154L153 165H152ZM154 167V168H155ZM39 168H41V166L39 167ZM59 168V167H58ZM74 168V167H73ZM78 168V167H77ZM93 168V167H92ZM113 168V167H112ZM123 168H125V165H123ZM132 168V167H131ZM137 168V167H136ZM147 168V167H146ZM151 168V167H150ZM150 168H149V170H150ZM158 168H160L161 169V164H160V167H159V165L156 167V169H158ZM15 170H16V172H17V170H18V167L17 166H15V168H14ZM43 169V168H42ZM55 169V168H54ZM75 169V168H74ZM90 169V168H89ZM127 169V168H126ZM148 169V168H147ZM9 170V169H8ZM36 170V169H35ZM65 170V169H64ZM70 169L68 168L67 169V171H69ZM77 171H78V169H76ZM75 170V171H76ZM83 170H87V168L86 169H83ZM103 170V169H102ZM106 170H107V168H106ZM109 170H110V167H109ZM121 170V169H120ZM132 170V169H131ZM130 170V171H131ZM134 170V169H133ZM145 171H147L146 169H144ZM151 170H153L152 168H151ZM11 171L9 172V171H6L7 173H11ZM44 171H48V170H44ZM51 171V170H50ZM79 171H80V168H79ZM100 171H101V169H100ZM104 171V170H103ZM135 171V170H134ZM157 171V170H156ZM158 171H159V169H158ZM34 172V171H33ZM64 172V171H63ZM82 172V171H81ZM80 172V173H81ZM131 172H133V171H131ZM14 173H15V171H14ZM30 173V172H29ZM42 173H43V171L42 172H39V173H37V174H35L34 176H33V174L31 175V173H30V175L28 174V177L30 176V178H32V180H33V178L34 177H36V176H38V174H40V175H42ZM69 173H71V172H69ZM102 173V172H101ZM137 173V172H136ZM156 173V172H155ZM12 174H13V172H12ZM25 174V173H24ZM66 174V173H65ZM85 174V173H84ZM135 174V173H134ZM143 174V173H142ZM14 175V174H13ZM16 175H18V173L16 174ZM15 175V176H16ZM19 175H22V173L21 174H19ZM40 175H39V177H40ZM47 175V178H48V180L46 179V181L45 180H42L41 181V179H43V178H45V177H41L40 178V181H41V183H39V184H37L36 183V185L34 186V188H33V193H32V195H33V197H35V198H37V199H39V201H40V203H39V207H40V211L38 212V213H36V214H33V215H28L27 214V211H28V208H29V206L26 208V207H24L23 209L21 208V211H20V213H18L19 212V210H18V212H17V214H12L11 213V217H12V215H16V218H11V217H9V218H11V221H9V222H11L10 224H13V226L12 225H10V226H12V227H10V226H8V224H7V226L8 227H6L5 226V228L3 229V227H1V230H0V235L1 234H3V236H5V234L4 233H7V231H11L9 234V236L7 237V238H5V242H4V248L7 246V248H10L11 249V247H14V246H16V245H20V246H18V248L20 247L21 248V246L22 247H24L25 249H22L23 250V253H22V250L21 251H18V253H21L22 254V256L24 255V252L25 251H28L29 252V250L28 249H30V252L32 251H34V253H36V255H35V257L39 254L40 255V252H41V255L39 256V257H36V258H34V259H32L33 258V256L34 255H32V257H31V259H29V260H27L26 261V259H25V261L26 262H28V264H38V263H41V264H44V263H46V259H51V261H53L54 262V264H55V260L57 261L56 262V264H61V262H63L62 264H70L72 261V259L70 260L69 258H70V256H69V249H66V251H63V253H62V255L61 254H58V256L57 255H52V253L50 252V250L48 249V247L51 245L50 243H53L54 244V242H55V245L57 244V243H60L61 245H59L58 247L60 248V247H64L66 244L64 243V244H62L61 242H65V241H69L68 239H69V235H71V234H67V237L65 236V234L68 232V231H70V232H75V231H78L79 233H81V236L82 235H88V231H90V232H92L93 230H94V228L95 227H93V229H91V225L90 226H88L86 223H81L82 225L81 226H79V224H80V222L82 221L83 222V220H84V217H83V215H84V211L82 210V207L80 206V205H76V203H75V205H68V203L70 202H68L67 200H65V201H63L62 199H60L59 197H60V195L62 196V195H65V193L67 194L68 192H67V189L69 190V188H70V190L71 189H74L73 187H75L74 185H72V184H76V183H73V182H75L74 181V179L72 178V179H69L68 178V180H66V178L67 177H65L64 175H62V174H60V173H54V172H46V174L44 175V176H46ZM139 175V174H138ZM23 176V175H22ZM22 176H19L18 177V179L15 177V179L16 180H14L15 182H18V183H23L22 181L23 180H21V179H23L24 178V176H23V178H22ZM33 176V177H32ZM58 176L59 177H63V180H57V181H55V179H57L58 178ZM71 176V175H70ZM74 175H72V177H73ZM75 176H76V174H75ZM134 176V175H133ZM136 176V175H135ZM149 176H151V175H149ZM155 176V175H154ZM14 177V176H13ZM21 177V178H20ZM126 177V176H125ZM124 177V178H125ZM144 177H146V176H144ZM75 178V177H74ZM77 178V177H76ZM79 178H80V176H79ZM105 178V177H104ZM127 178V177H126ZM37 179V178H36ZM103 179V177L101 178V180ZM132 179V178H131ZM146 179V178H145ZM148 179V178H147ZM76 180V179H75ZM106 180V179H105ZM21 181V182H20ZM25 181V180H24ZM55 181V182H54ZM66 181H68V183L69 182H71V184H69V185H63V183L64 182H66ZM77 181V180H76ZM79 181V180H78ZM102 181H104V179L102 180ZM126 181V180H125ZM132 181H134V180H132ZM27 182V181H26ZM31 182V181H30ZM33 182V181H32ZM37 182V181H36ZM54 183V186H50L51 184L50 183ZM123 182H124V179H123ZM130 182V181H129ZM136 182V181H135ZM143 182V181H142ZM225 182V181H224ZM34 183V182H33ZM67 183V182H66ZM89 183V182H88ZM91 183V182H90ZM222 183V182H221ZM229 183V182H228ZM227 183V184H228ZM21 184H19L20 186H21ZM136 184V183H135ZM144 184V183H143ZM223 184V183H222ZM225 184V183H224ZM23 185V184H22ZM85 185V184H84ZM129 186H130V184H128ZM218 185V184H217ZM67 186H69V188L67 187ZM90 186V185H89ZM123 186V185H122ZM64 187L66 188L64 191H61L62 189H64ZM82 187H83V185H82ZM62 188V189H61ZM144 188V187H143ZM77 189V188H76ZM22 190V193L20 192L18 195L20 196V198H22V201L24 202V204H26V203H29V201H27V200H24L25 199V194H23V193H25V191L23 192V189H21ZM20 190V191H21ZM83 190V189H82ZM128 190H129V188H128ZM131 190V189H130ZM79 191V190H78ZM81 191V190H80ZM71 192H72V190H71ZM75 193V192H74ZM81 193V192H80ZM60 194V195H59ZM69 195H70V193H68ZM239 195V194H238ZM237 194L235 195L236 197H239ZM66 196V195H65ZM65 196H63L62 198H64ZM75 196H77V195H75ZM83 196H84V194H83ZM233 197H235L234 195H232ZM71 197H73V196H71ZM79 197V196H78ZM24 198V199H23ZM50 198H54L55 200H58L59 202H55V200L53 201V200H51ZM67 198V197H66ZM66 198H64V199H66ZM69 198H70V196H69ZM77 198V197H76ZM75 198V201L78 199H76ZM80 198V197H79ZM48 199H50V200H48ZM73 199V198H72ZM29 200V199H28ZM70 200V199H69ZM74 200V199H73ZM72 200V201H73ZM79 200V199H78ZM67 201V202H66ZM61 202V203H60ZM74 202V201H73ZM50 203V204H49ZM56 203H57V205H56ZM58 203H60L59 205H58ZM30 204V203H29ZM48 204V205H47ZM62 204V207L60 206ZM4 205V204H3ZM66 205V206H65ZM68 206V207H67ZM80 206V207H79ZM22 207H23V205H22ZM52 207H54V209H56V210H54L55 212H54V214L50 211V209L52 208ZM0 208H2V206L0 205ZM67 208H70V209H67ZM3 209V208H2ZM1 210V209H0ZM5 210H7V209H5ZM71 210V211H70ZM58 211V212H57ZM1 212V211H0ZM6 213V212H5ZM8 213V212H7ZM51 213L53 214L52 216L53 217H56V218H54V219H56V220H54V226H52V218H51ZM118 213V212H117ZM136 212H134V214H135ZM154 213V212H153ZM9 214V213H8ZM70 214H74L73 216H75L74 218H72V219H70L69 220V222H68V224H66V225H69V226H66L65 225V221H64V219L66 218H68L69 217V215ZM4 215V214H3ZM17 215H18V219H17ZM117 215V214H116ZM122 215V214H121ZM6 216V215H5ZM9 215H7V217H8ZM57 216H58V218H57ZM72 217V216H71ZM9 218H4L5 220L7 219V222L6 223H8V219ZM13 219V220H12ZM15 220V221H14ZM77 220H79V221H77ZM12 221H14V222H16V223H18V225L19 226H17V225H14V223L12 222ZM85 221V220H84ZM102 222V221H101ZM116 222H118L119 223V220L118 221H116ZM126 222V221H125ZM125 222H122L121 223V221H120V224H123V225H126V228L122 231V233H127L130 229H132V228H134V226H135V224L134 223H131V222H129V221H127L126 223H128V224H126ZM15 223V224H16ZM104 223V222H103ZM130 223V224H129ZM88 226V227H86V225ZM100 224V223H99ZM109 224V223H108ZM115 224V222L114 223H111V224H109V226H108V228H107V230L105 229V235L107 234V235H109V236H111L112 235V225H114ZM93 225V224H92ZM95 225V224H94ZM103 225V224H102ZM67 227V229H66V227ZM105 226H107V225H105ZM145 226H150V227H152V229L153 230H151V232H149V231H145V229H143V227L140 229V228H137V229H139V234L136 236V238L133 240V242H132V248L134 249V251L133 252H135L136 250H139L140 248H141V246L143 245V239H145V238H148V239H152V238H156L157 236L159 237V235H161V236H163L164 235V233L163 232H161V231H159L158 229H155L154 228V226H155V224H154V222H152V221H150L148 224H145ZM111 227V228H110ZM35 228V229H34ZM38 228V229H37ZM66 230H65V229ZM106 228V227H105ZM53 230V231H52ZM79 230H81L82 232H85L84 234H82V232L81 231H79ZM96 230V229H95ZM97 230H99V229H97ZM101 230V229H100ZM52 231V232H51ZM102 231V230H101ZM23 232H24V234H23ZM89 232V233H90ZM94 232V231H93ZM97 232V231H96ZM99 233H100V231H98ZM114 232H115V230H114ZM138 232V231H137ZM141 232V233H140ZM76 233V232H75ZM75 233H74V235H72L73 236V238L75 237ZM95 233V232H94ZM99 233H97V234H99ZM159 233V234H158ZM20 234H22V235H20ZM93 234V233H92ZM92 234H90V235H92ZM101 234H103L102 232H101ZM6 235H8V234H6ZM79 235V234H78ZM100 235V234H99ZM106 235V237H108ZM21 238H20V237ZM86 236H85V239H86ZM1 237H2V235H1ZM0 237V239H2ZM84 237V236H83ZM87 237H89V235L87 236ZM105 237V236H104ZM66 238H68V239H66ZM119 238V237H118ZM72 239V238H71ZM76 239V241H78L77 240V237L75 238ZM80 241H83L84 239L82 238H78ZM87 239H89V238H87ZM93 239V237L91 238V239H89V240H92ZM108 239V238H107ZM120 239H122L123 240V238H120ZM122 240H120V241H122ZM74 239H73V242L75 243L76 242ZM3 242V241H2ZM2 242H0V245H1V248H2ZM20 243H23V244H20ZM86 243V241L84 242V244ZM91 243V242H90ZM191 243V242H190ZM189 243V244H190ZM68 244V243H67ZM76 245H74V246H76V247H72V249L75 251V250H77V248H81V244H83L82 242L80 243V245L79 244H77V243H75ZM94 244V243H93ZM122 244V243H121ZM189 244H188V246H185V245H182V246H185V249H186V247H188L189 248ZM192 244V243H191ZM190 244V245H191ZM6 245V246H5ZM187 245V244H186ZM193 245V244H192ZM9 246V247H8ZM83 246V245H82ZM85 246H86V244H85ZM89 246V247H88ZM87 247L90 249V250H94L95 249V247H93V246H91L92 248H94V249H91L90 248V245H88ZM17 247V246H16ZM15 247V248H16ZM50 247H52L53 248V246H50ZM57 247V246H56ZM71 247V246H70ZM86 247V248H87ZM181 247V246H180ZM192 247V246H191ZM26 248H27V250H26ZM54 248H55V246H54ZM67 248V247H66ZM76 248V249H75ZM96 248H99V246L97 247L96 246ZM117 248H119L120 249V252H119V250H117L118 252H119V256H121V257H125V258H127L126 256H127V253H123V250H127L128 251V249H126V246H119V247H117ZM117 248H115V249H117ZM182 248H184V247H182ZM32 249V250H31ZM45 249H48L49 250V252H44V250ZM56 249H58V248H56ZM61 249H63V248H61ZM61 249H59V250H61ZM65 249V248H64ZM4 251H7V250H5V249H3ZM13 250V249H12ZM15 250V249H14ZM17 250V249H16ZM19 250V249H18ZM25 250V251H24ZM52 250H54V249H52ZM59 250H57V252L59 251ZM68 250V251H67ZM97 250V249H96ZM181 250V249H180ZM3 251V252H4ZM9 251V254H11L12 253V251L10 252V250H8ZM74 251H72V252H70V254L71 253H73ZM82 251V250H81ZM80 251V252H81ZM89 251V250H88ZM122 251V252H121ZM174 252H178V250H173ZM183 251V250H182ZM0 252H2L1 250H0ZM55 251H53V253H54ZM176 252V254H178ZM16 253V252H15ZM14 253V255L16 256L17 254H15ZM182 253V252H181ZM184 253V252H183ZM1 254H3V253H1ZM20 254V255H21ZM26 254H29V253H26ZM25 254V255H26ZM43 254V255H42ZM57 254V253H56ZM81 254V253H80ZM12 255H13V253H12ZM20 255H19V257H20ZM30 255V256H31ZM126 255V256H125ZM170 255V254H169ZM28 256V255H27ZM62 256V257H61ZM78 256V255H77ZM118 256V257H119ZM177 256V255H176ZM180 256H181V254H180ZM5 257H7V256H5ZM14 256H12V258H13ZM17 257V256H16ZM16 257H14V259L13 260H15L16 261ZM24 257V256H23ZM26 257V256H25ZM80 257V256H79ZM106 257H108V256H106ZM187 257H189V256H187ZM1 260L4 258V257H2V255H1ZM60 258H62V260L60 259ZM84 258V257H83ZM125 258L123 259V262H121L122 264H124V263H126V261H127V259L125 260ZM190 258V257H189ZM24 259V258H23ZM36 259V260H35ZM55 259V260H54ZM76 259V258H75ZM110 259H112V258H110ZM122 259V258H121ZM188 259V258H187ZM12 260V259H11ZM11 260H10V262H11ZM46 260V261H45ZM84 260H85V258H84ZM98 260V259H97ZM9 261V260H8ZM20 261H23L24 262V260H20ZM78 261V260H77ZM80 261V260H79ZM4 259H3V261H0V264H8L9 262H4ZM13 262V261H12ZM48 262V261H47ZM76 262V261H75ZM75 262H74V264H75ZM86 262V261H85ZM105 262H107V261H105ZM19 262H17V264H18ZM52 263V262H51ZM73 263V262H72ZM71 263V264H72ZM78 263V262H77ZM83 263V262H82ZM98 263H99V261H98ZM11 264H14V262L13 263H11ZM47 264V263H46ZM53 264V263H52ZM81 264V263H80ZM84 264V263H83ZM86 264V263H85Z\"/></svg>",
  "mask_w": 264,
  "mask_h": 264
},
{
  "label": "built area",
  "instance_id": "obj_3",
  "mask_svg": "<svg viewBox=\"0 0 264 264\" xmlns=\"http://www.w3.org/2000/svg\"><path fill=\"white\" fill-rule=\"evenodd\" d=\"M201 1L204 8L196 15L198 21L196 36L183 58H178L170 51L164 50L159 54L155 65L148 67L144 65L147 57L146 50H143L140 44H134L127 59L144 67L151 75L173 74L172 83L175 85L185 87L193 83L199 91L204 93L211 92L214 86L208 70L217 53L223 54L232 63L247 64L252 54L264 43V0H251L247 9L241 3L220 5L219 0ZM74 2L75 0H21L15 13L34 23H46L47 17L51 14H58L59 19L73 15ZM179 7L177 0L166 3L160 23L154 30L144 25L132 24L126 27V32L137 38L157 42L170 28ZM102 26L107 30L114 29L112 21H107ZM49 27L57 28L56 23H49ZM91 39L95 40L94 37ZM213 93H215L213 97L221 104L241 110H246L255 102L254 113L260 116L264 114V77L257 71L244 70L239 86H234L232 83L225 84ZM206 94L211 95V93ZM8 179H10L9 174L5 172L0 174V198L5 199L9 212L16 213L22 199H14L15 196H19L16 193H9L6 188ZM28 199L30 207L27 214H36L39 199L32 194ZM125 228L126 225L115 222L111 229L122 236L121 232ZM143 229L149 232L153 230L150 226H144Z\"/></svg>",
  "mask_w": 264,
  "mask_h": 264
}]
</instances>
